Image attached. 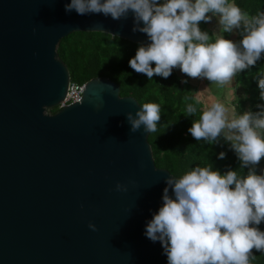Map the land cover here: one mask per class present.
<instances>
[{
	"label": "water",
	"instance_id": "95a60500",
	"mask_svg": "<svg viewBox=\"0 0 264 264\" xmlns=\"http://www.w3.org/2000/svg\"><path fill=\"white\" fill-rule=\"evenodd\" d=\"M70 2L0 0V264H167L145 227L171 174L154 165L143 126L130 131L126 114L141 106L100 76L57 108L69 82L62 37L147 36L131 13L78 15Z\"/></svg>",
	"mask_w": 264,
	"mask_h": 264
},
{
	"label": "clouds",
	"instance_id": "9594fccd",
	"mask_svg": "<svg viewBox=\"0 0 264 264\" xmlns=\"http://www.w3.org/2000/svg\"><path fill=\"white\" fill-rule=\"evenodd\" d=\"M73 10L113 20L131 13L132 31L146 34L148 42L139 44L129 66L149 80L167 79L179 69L189 78L224 86L264 56V12L250 15L235 0H71L65 11ZM213 17L218 29L210 35L199 25ZM234 32L241 36L238 42L224 35ZM258 87L264 100V74ZM194 101L186 105L185 114L200 112L188 129L191 135L210 144L222 137L236 153L240 169L247 171L221 173L210 164L179 177L166 176L162 204L147 222L145 235L160 242L167 264H250L253 249L264 252V231L259 228L264 222V169L257 172L264 160V105L256 112L230 115L219 101L198 107L199 92ZM160 113L156 103H144L135 115L128 112L130 131L143 126L145 132H156ZM116 190L127 187L118 182ZM89 228L95 231L96 225L90 222Z\"/></svg>",
	"mask_w": 264,
	"mask_h": 264
},
{
	"label": "trees",
	"instance_id": "16d2710c",
	"mask_svg": "<svg viewBox=\"0 0 264 264\" xmlns=\"http://www.w3.org/2000/svg\"><path fill=\"white\" fill-rule=\"evenodd\" d=\"M235 3L250 15L264 12V0H235ZM236 33L240 40L241 36ZM138 46L139 43L102 32L73 31L59 40L56 51L67 67L71 81L85 82L94 77H107L118 84L120 96L133 97L141 107L144 103L160 105L157 131L148 133L146 137L156 167L166 169L176 177L197 165L205 167L210 164L221 173L229 169L246 173L247 169H240L241 162L236 153L222 137L219 143L210 144L204 140L196 141L188 131L200 112L194 116L185 115L186 105L194 103L195 97L193 89L182 83L174 71L167 79L154 76L149 80L129 66ZM261 74H264V56L234 79V85L241 89L244 102L253 112L260 110L258 105H264L258 87ZM198 107L203 106L200 103ZM56 109L51 108L50 112ZM220 152L225 153V158H218ZM259 228L264 231V222ZM250 264H264V252L253 249Z\"/></svg>",
	"mask_w": 264,
	"mask_h": 264
},
{
	"label": "crops",
	"instance_id": "0c3cea01",
	"mask_svg": "<svg viewBox=\"0 0 264 264\" xmlns=\"http://www.w3.org/2000/svg\"><path fill=\"white\" fill-rule=\"evenodd\" d=\"M204 23V22H201ZM207 25V29L210 34H212L217 29L214 28L216 26L218 28L217 18L213 17L211 22L204 23ZM236 35V32H234ZM232 33V35L234 36ZM226 38H229V33H224ZM213 40L215 36L213 35ZM230 39V38H229ZM173 71L180 78V81L187 80V83L193 89V96L196 97L198 92L201 94V104L205 106L209 101H219L223 103L228 110L234 111V95L235 91L240 89L238 86L234 85V82L231 84H227L224 86L210 84L207 79H192L187 77L185 74L181 73L179 69H173ZM241 90V89H240Z\"/></svg>",
	"mask_w": 264,
	"mask_h": 264
},
{
	"label": "rangeland",
	"instance_id": "374dc122",
	"mask_svg": "<svg viewBox=\"0 0 264 264\" xmlns=\"http://www.w3.org/2000/svg\"><path fill=\"white\" fill-rule=\"evenodd\" d=\"M199 27L201 28V30L207 29V25H204V23H200ZM214 28L218 29L216 26H214ZM229 38L234 40V41H237V42L239 41L238 38H237V33H236V35L234 34V36L232 35V33H229ZM234 96H235L234 97V111L230 110L229 111L230 115L243 113L244 111L249 110L247 103L244 102V100H243V94H242V91L240 89L235 91V95ZM237 108H239V109H237ZM257 169H258L259 172L262 169H264V160H262L260 162V165L257 166Z\"/></svg>",
	"mask_w": 264,
	"mask_h": 264
},
{
	"label": "built area",
	"instance_id": "2783aa9c",
	"mask_svg": "<svg viewBox=\"0 0 264 264\" xmlns=\"http://www.w3.org/2000/svg\"><path fill=\"white\" fill-rule=\"evenodd\" d=\"M153 66H155L153 64ZM84 82H74L69 79L64 98L59 102L57 108L78 101L83 89Z\"/></svg>",
	"mask_w": 264,
	"mask_h": 264
}]
</instances>
